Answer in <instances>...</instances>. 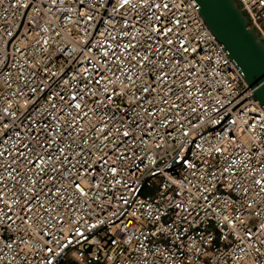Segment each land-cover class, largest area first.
Returning a JSON list of instances; mask_svg holds the SVG:
<instances>
[{"label": "snow or ice", "instance_id": "1", "mask_svg": "<svg viewBox=\"0 0 264 264\" xmlns=\"http://www.w3.org/2000/svg\"><path fill=\"white\" fill-rule=\"evenodd\" d=\"M256 2L264 4V0ZM186 3L187 0H116L115 4L112 0H40V8L47 5L46 11L33 9L31 13L27 9L32 7V0L22 5L29 15L27 32L35 29L43 44L36 40L33 53L27 51L28 44L14 47L11 56L5 46L0 55V236L8 233L0 252L7 248L13 258L20 257L21 264L32 260L35 264H60L58 259H48L59 256L49 245L58 249L62 240L72 243L73 234L83 236L77 228L85 216L97 219V210L111 209L99 223L116 225L112 231L121 240L128 236L119 245L121 248L129 243L135 245L114 257V261L156 264L150 255L158 258L171 249L169 258L173 264H192L188 254L193 249H186L187 241L180 239L187 233L172 235L177 219L186 221L196 211L192 198L188 207H182L183 200L180 204L167 201V208L177 216L168 218L171 224L164 221L158 225L159 206L155 215L148 206L147 220L156 231L147 235L154 237L153 245L159 238L168 246H156L153 252L144 243H137L135 232L130 233L128 227L138 216L142 228L146 226L140 211L146 202L124 196V192L129 197L136 194L132 187L135 181L128 175L130 165L137 159L143 162V157L164 147L157 143L163 139L161 130L165 134L174 131L173 140L182 133L183 139L189 136L183 131L184 123L192 125L193 119H198L190 101L203 97L208 81L201 76L203 67H196L202 62L194 60L200 46L196 39L200 29L188 27L189 12L195 10L198 0H192L187 7ZM20 8L18 0L16 10ZM101 8L108 15L107 21H103ZM49 14L69 26L70 37L59 46L52 38L61 35L56 31L58 25L51 21L43 28L40 25ZM94 19L104 25L99 35ZM90 26L94 30L89 31ZM44 32L49 35L43 36ZM5 35L12 37L14 33L6 31ZM23 38L29 39L27 34ZM193 43L195 48H191ZM68 44L74 45L75 55L69 53L71 60L53 71L54 60L63 56ZM34 55L41 59H33ZM187 142L190 147L192 141ZM255 147L250 142L243 162L230 159L220 148L215 149L219 160L211 149L209 159L201 156L204 167L198 178L196 200H204L206 214L214 209L222 214L224 222L242 228L243 240L250 242L253 264H264V252L251 246L255 242L264 247V151L253 155ZM197 148L203 151L201 145ZM180 163L195 169V164L184 157ZM222 188L226 197L223 200ZM159 204H165L163 192L159 194ZM191 223L188 221L189 226ZM248 223H258L259 227L253 232ZM144 235L141 230L140 236Z\"/></svg>", "mask_w": 264, "mask_h": 264}, {"label": "built area", "instance_id": "2", "mask_svg": "<svg viewBox=\"0 0 264 264\" xmlns=\"http://www.w3.org/2000/svg\"><path fill=\"white\" fill-rule=\"evenodd\" d=\"M236 1L245 14L248 25L255 29L264 41V4L257 3L256 0ZM17 2L18 0H0V55L3 54L5 46L11 56L14 53V47L21 48L28 44L27 51L33 53L36 40H41V44H43L41 35L35 29L32 32H27L29 15L26 14L22 6L26 0H19L21 4L19 11L16 10ZM112 2L115 4L116 0H112ZM191 2L192 0H187L185 7ZM57 7L60 5L58 4ZM46 8L47 5L44 6V9L40 8V0H32V7L27 9V13H31L33 9L44 12ZM80 11L83 12L84 9L81 8ZM99 12L103 14V8ZM108 12H111V5L108 6ZM107 20L108 15L103 14V21ZM49 21L58 25L56 31L61 35L60 37L53 35L52 38L54 43L59 46L61 41L70 37L69 26L60 23L49 14L40 21L41 28L45 27ZM92 23L98 26L95 29L97 35L104 31L103 22L99 19H94ZM77 27L79 26L77 25ZM188 27L193 31L197 28L200 29V35L196 37L200 40V46L195 53L194 60L202 62L196 67H203L201 76L208 81L203 97L190 101L192 107L196 108L195 116L198 119H193L192 125L184 123L183 131L188 132L189 136L183 139L181 138L182 133L173 140L172 136L176 135L174 131L165 134L164 130H161L163 139L157 143H162L164 147L159 152L143 157V162L137 159L130 165L131 171L128 175L135 181L132 187L136 189V194L134 197H129V193L124 192V196L137 202H146V206L140 210L145 218L143 224L146 226L142 228L141 222H138L140 220L138 216L133 220L132 225L128 226L129 232L134 231L136 242L144 243L145 247L152 248L153 252H155L156 246L161 249L167 248L168 246L162 243L159 238H156L157 244L153 245L151 240L154 237L147 235L149 231H156L147 220L148 206L150 205L152 208V215H155V210L159 206L161 220L158 225H162L164 221L171 224V220L168 218L177 219V216L175 212L167 208V201L172 200L173 204H180L183 200L182 207H188L191 197V204L196 211H192L186 221L177 219V226L173 228L172 235L187 233L180 239L187 241L186 249H193L188 254V259L192 264H253L249 251L250 242L243 240L244 230L224 222L222 214L215 212L214 209L206 214L202 208L204 200L197 201L196 194L197 186H200L198 178L203 174L201 170L204 167L200 162L201 156L205 160L209 159L210 149L217 160L221 157L219 153H215V149L220 148L230 159L242 162L247 155L246 150L250 148V142L256 146L255 149H252L253 155L258 156L260 151H264V145L261 144V141L264 140V107L252 97V90L244 82L241 69L228 58L227 51L215 40L206 27L200 17L198 3L195 5V10L189 12ZM92 30L94 29L90 26L89 31ZM6 31H11L14 35L9 37L5 35ZM24 34L29 37L27 41L23 38ZM48 35V32L43 33V36ZM8 40H11V44L6 45ZM43 46L48 47L47 45ZM195 47L196 45L193 43L191 48ZM73 48V44L66 46L63 56L54 60L56 67L53 71L59 70L61 64H66L71 60L69 53L75 55L72 52ZM191 48L189 52H191ZM15 55L17 59H20L19 53H15ZM33 59H41V57L34 55ZM31 62L29 61V63ZM68 71L71 73V69ZM19 103L23 104V100ZM188 140L192 141L190 147ZM197 145H201L202 152L197 148ZM233 151L236 155H232ZM137 155L139 156L140 153ZM174 157L175 159H173ZM181 157L195 164V169L181 164ZM223 191L222 188L221 200L226 198L222 194ZM161 192L164 194V205L159 204ZM131 211L132 209L129 208V215ZM176 211L179 212V209ZM110 212L111 209H108L107 212L97 210V219H89L85 216L83 223L77 228V231L83 232V236L73 234L70 237L72 243L62 240L58 249L54 244H50L49 247L55 249L59 256H48V259L52 261L58 259L60 264H120L118 259L114 261V257H118L122 252L126 253L135 245L129 243L121 248L119 245L126 241L128 236L124 235L121 240L113 234L112 228L116 225L109 226L99 223V221H104ZM180 215H184V213H180ZM122 219L127 223L126 218L122 217ZM188 221H192L191 226ZM116 223L119 224V221ZM258 227V223L255 225L248 223V228L253 232ZM141 230L144 232V236H140ZM65 235H67V230H65ZM7 236V232L0 236V246L7 242ZM237 236L241 239L238 240ZM251 246L264 252V247L255 242H251ZM171 252V249L164 251L158 258L150 255L149 259L155 260L156 264H173V260L169 258ZM245 253L248 254L245 255ZM44 254H47V250ZM13 257L14 254L5 248L0 252V264H21L20 257ZM30 264H35V260L30 261ZM41 264L44 262L41 261Z\"/></svg>", "mask_w": 264, "mask_h": 264}, {"label": "water", "instance_id": "3", "mask_svg": "<svg viewBox=\"0 0 264 264\" xmlns=\"http://www.w3.org/2000/svg\"><path fill=\"white\" fill-rule=\"evenodd\" d=\"M198 5L206 27L241 69L252 97L264 107V41L248 25L236 0H198Z\"/></svg>", "mask_w": 264, "mask_h": 264}]
</instances>
